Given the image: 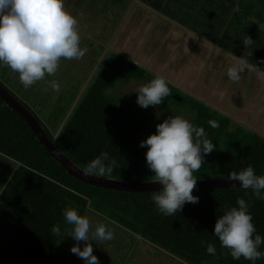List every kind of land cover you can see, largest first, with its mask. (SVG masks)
<instances>
[{"label":"trees","instance_id":"1","mask_svg":"<svg viewBox=\"0 0 264 264\" xmlns=\"http://www.w3.org/2000/svg\"><path fill=\"white\" fill-rule=\"evenodd\" d=\"M92 66L83 91L77 93L76 88L66 97L47 125L1 79L0 85L36 116L55 146L81 169L101 152L109 153L117 166L101 177L136 183L154 179L146 164L147 149L140 142L155 132L158 123L184 110L216 145L194 173L196 179L228 177L248 165L264 175V136L171 82V94L155 107L142 108L137 96L117 99L110 91L130 81L147 83L155 74L114 49L97 53ZM210 121L219 127H211ZM0 154L15 163L0 190V264H58L71 238L64 218L67 207L82 215L93 212L127 231L129 239H142L188 264H252L243 257L234 260L213 235L217 217L224 208L235 206L237 197L250 201L253 223L264 236V200L239 186L195 188L198 203H186L181 212L165 216L151 199L158 189L115 190L69 175L39 143L24 118L1 98ZM54 226L60 227V236L53 232ZM207 243L215 245V256L206 252ZM260 250L264 252V244ZM255 264H264V258Z\"/></svg>","mask_w":264,"mask_h":264},{"label":"clouds","instance_id":"2","mask_svg":"<svg viewBox=\"0 0 264 264\" xmlns=\"http://www.w3.org/2000/svg\"><path fill=\"white\" fill-rule=\"evenodd\" d=\"M81 36L78 20L65 7V0H0V67L6 66L17 73L25 90L55 76L62 60L83 59L88 49L81 46ZM253 42L249 36L243 38L246 49ZM246 63V60H240L228 67L229 79L238 82ZM49 83L53 91H60L59 81ZM133 91L142 108L155 107L171 94L169 81L158 74ZM209 123L213 128L219 127L216 121ZM139 146L147 149V167L154 175V182L161 185L151 196L159 213L174 216L186 203L199 202V197L193 194L197 185L194 173L216 147L203 127L183 115L170 116L158 123L155 132ZM116 166L117 161L109 153L101 152L86 165L84 173L110 175ZM228 179L239 181L241 189L264 200V175H258L252 165L230 172ZM249 209L250 201L237 197L235 206L224 208L217 217L213 235L234 260L243 257L255 264L264 258V252L260 250L264 236L257 233ZM64 218L70 226L67 236L76 241L70 251L81 258L83 264H100L93 252V243L100 245L114 238L109 224L97 222L93 225L87 215L73 207L65 209ZM53 232L60 236V227L54 226ZM206 252L215 256V245L207 243Z\"/></svg>","mask_w":264,"mask_h":264},{"label":"crops","instance_id":"3","mask_svg":"<svg viewBox=\"0 0 264 264\" xmlns=\"http://www.w3.org/2000/svg\"><path fill=\"white\" fill-rule=\"evenodd\" d=\"M113 2L131 5L118 12L109 11L106 4L96 13L100 20L113 21L112 26L121 20L119 35L129 31L134 52L132 56L121 54L152 66L154 74H168L170 79L165 78L185 93L264 136V0ZM112 13L115 17L108 18ZM115 35L114 41L119 36ZM247 36L254 42L246 49L243 38ZM240 60L247 63L241 79L234 82L227 69Z\"/></svg>","mask_w":264,"mask_h":264},{"label":"rangeland","instance_id":"4","mask_svg":"<svg viewBox=\"0 0 264 264\" xmlns=\"http://www.w3.org/2000/svg\"><path fill=\"white\" fill-rule=\"evenodd\" d=\"M121 1L127 2L128 0ZM111 3L114 2H111V0H65V7L78 20V25L82 34L81 46L86 47L88 51L83 59L79 61L62 60L55 76L47 77L45 81H40L30 89L25 90L19 82L17 73H13L6 66L0 67V79L3 83L27 103V105L37 113L38 117L46 125L53 120L52 112H54V109L57 106L61 107L60 105H65L62 103H64L66 97L75 93L74 90L76 88L78 93V91L82 90L85 86L87 80L90 78V72L95 68L92 66V59L96 57L97 53H103L105 51L104 48H112L117 52L132 56L134 51L129 43L130 39L127 33L129 31L126 32L123 29L122 32L126 33L119 35V25L121 20L118 23L119 25L115 24L112 26L113 21H103L97 17V13H100L97 12V9L100 7L104 8L106 4L107 6L109 4V11L117 10L118 12L121 11L123 6L127 7V10L131 4ZM86 5H88L87 9H85ZM85 10H88V12H85ZM104 12L105 11L103 10L102 15ZM110 17H115V14H109L108 18ZM106 28L107 31L105 30ZM115 33L119 36H117V39L114 41L112 38L116 37V35L114 36ZM97 61H99V59ZM140 64L146 65L149 70L152 69V66H148L142 61ZM152 71L155 72L156 70L152 69ZM167 75L165 77L169 78ZM52 80L60 82L59 92L53 91L50 87L49 82ZM144 83L146 82L140 81L137 83L136 81H130V83L118 87V89L116 88L112 92L110 91V94L116 96L119 100L120 97L123 96L125 98H129V96L135 97L137 96V93L133 90ZM188 94L195 97L190 93ZM121 99L123 100V98ZM171 109L172 108L169 107L167 113H170ZM179 115H183L188 119L191 118L189 112H186L185 110L179 113ZM14 167L15 163L12 159L0 154V190L9 177V171ZM85 215L89 217L93 225L97 222H107L106 219L96 216L93 212H87ZM109 227L114 231V238L111 241L103 242L100 245L93 243V252L99 258L100 264H188L182 260L179 261L174 256L169 254L166 255L163 251L158 250L155 246L142 239H129L128 232L119 228L114 223H111ZM74 243H76V241L71 237L64 246L66 254H61L58 264H83L81 258L70 251V248ZM83 246V242H80V247Z\"/></svg>","mask_w":264,"mask_h":264},{"label":"water","instance_id":"5","mask_svg":"<svg viewBox=\"0 0 264 264\" xmlns=\"http://www.w3.org/2000/svg\"><path fill=\"white\" fill-rule=\"evenodd\" d=\"M96 65H98V63ZM84 87L82 88L81 91H83ZM79 96L80 94L78 95L77 99L79 98ZM0 98L9 108L16 110L24 118V120L27 122L28 126L34 133V135L37 137L39 143L47 150V152L50 154L52 158H54L56 161H58L64 166V168L66 169L69 175L84 182H88L94 186L115 189V190L143 191V190L159 189L161 187V185H159L157 182H154V179L144 180L136 183V182L120 180L112 177L104 178L94 174L86 175L84 173V169L78 167L55 146L54 139H50L47 136L43 125L39 122L36 116L23 103H21L16 97L10 94L1 85H0ZM62 125L60 126L59 130L61 129ZM228 186H239V181L229 180L228 177L203 178V179H197L196 188L228 187Z\"/></svg>","mask_w":264,"mask_h":264}]
</instances>
